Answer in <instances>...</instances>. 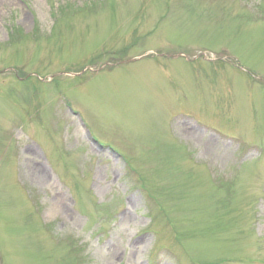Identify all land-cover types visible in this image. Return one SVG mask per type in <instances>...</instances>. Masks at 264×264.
<instances>
[{"label": "rangeland", "instance_id": "374dc122", "mask_svg": "<svg viewBox=\"0 0 264 264\" xmlns=\"http://www.w3.org/2000/svg\"><path fill=\"white\" fill-rule=\"evenodd\" d=\"M0 264H264V0H0Z\"/></svg>", "mask_w": 264, "mask_h": 264}]
</instances>
